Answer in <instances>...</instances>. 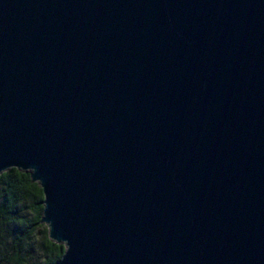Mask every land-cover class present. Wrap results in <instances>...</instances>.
I'll use <instances>...</instances> for the list:
<instances>
[{
	"label": "water",
	"instance_id": "95a60500",
	"mask_svg": "<svg viewBox=\"0 0 264 264\" xmlns=\"http://www.w3.org/2000/svg\"><path fill=\"white\" fill-rule=\"evenodd\" d=\"M53 264H264V0H0V173Z\"/></svg>",
	"mask_w": 264,
	"mask_h": 264
},
{
	"label": "trees",
	"instance_id": "16d2710c",
	"mask_svg": "<svg viewBox=\"0 0 264 264\" xmlns=\"http://www.w3.org/2000/svg\"><path fill=\"white\" fill-rule=\"evenodd\" d=\"M44 194L30 172L11 167L0 173V264H53L65 251L40 221ZM41 231L40 256L32 261L29 242Z\"/></svg>",
	"mask_w": 264,
	"mask_h": 264
},
{
	"label": "rangeland",
	"instance_id": "374dc122",
	"mask_svg": "<svg viewBox=\"0 0 264 264\" xmlns=\"http://www.w3.org/2000/svg\"><path fill=\"white\" fill-rule=\"evenodd\" d=\"M44 225H46V224H44ZM40 237H41V231L38 230V232L34 235V237H32V239L30 240V242L28 244L29 251L31 252V255H32V261L40 256L39 245H38Z\"/></svg>",
	"mask_w": 264,
	"mask_h": 264
}]
</instances>
